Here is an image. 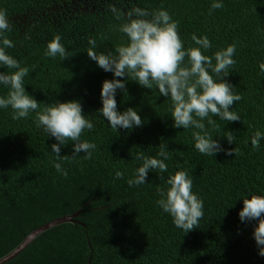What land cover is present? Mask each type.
<instances>
[{"label": "trees", "instance_id": "1", "mask_svg": "<svg viewBox=\"0 0 264 264\" xmlns=\"http://www.w3.org/2000/svg\"><path fill=\"white\" fill-rule=\"evenodd\" d=\"M213 2L0 0L12 24L5 35L16 45L6 53L29 68L25 90L40 103L38 111L55 101H79L94 124L81 140L96 145L90 160L83 158L84 152L75 160H57L51 146L58 141L37 128L35 112L13 120L10 107L0 109V258L39 226L79 212L75 222L45 230L4 264H264L253 237L258 221L241 222L239 217L244 198L264 195V139L258 150L251 145L256 131L264 134V73L259 68L264 63V0H219L223 8L209 15ZM111 7L125 13L124 19L117 20ZM136 7L168 11L179 22L185 49L199 47L192 34L208 37L212 47L202 52L210 57L237 45L236 64L224 80L243 97L229 109L241 119L212 117L219 130L203 121L225 151L199 153L192 136L198 129L174 127L169 97L155 86L147 89L127 77H114L87 55L89 38L95 39L97 54H115L116 47L126 44L128 38L117 29ZM56 35L69 53L67 60L45 56ZM12 71L0 66V73ZM113 79L126 83V91L116 92L118 111L136 110L142 127L114 131L99 114L103 82ZM8 91L0 84V97ZM228 131L235 137L232 144L225 137ZM162 143L167 145L168 171L150 170L146 183L130 187L127 181L142 166L136 155L163 159L157 156ZM60 147L62 157L72 156V141ZM236 148V155L226 154ZM55 163L67 170V178ZM117 171L124 173L123 179H115ZM177 171L188 173L193 193L204 203L199 228L187 234L156 203Z\"/></svg>", "mask_w": 264, "mask_h": 264}, {"label": "clouds", "instance_id": "2", "mask_svg": "<svg viewBox=\"0 0 264 264\" xmlns=\"http://www.w3.org/2000/svg\"><path fill=\"white\" fill-rule=\"evenodd\" d=\"M223 3L214 0L211 4L209 15L214 10L223 8ZM110 10L117 20H122L125 13L115 7ZM126 21L118 26V31L128 38L126 44L115 48V54H97L94 49L96 41L89 38L91 47L87 55L97 63L105 72H112L114 77L125 78L137 82L141 87L152 89L158 88L160 95L169 97L172 107L171 116L175 128L198 129L192 133L195 141V149L207 156H215L225 151L217 140H214L206 130L205 123L214 129L219 130V125L212 117H219L220 120L236 122L240 116L229 109L243 97L234 94L233 85L224 80L228 77L229 69L236 61L233 59L237 45H228L226 49L215 52L214 56L204 55L202 50L211 49L212 44L207 36L198 38L192 34L191 40L199 47L185 49L184 42L179 34V22L174 21L168 11L163 8L149 12L139 7L133 8L126 13ZM135 17V18H134ZM148 17H151L150 19ZM12 31V24L5 9H0V66L12 71L0 73V84L9 88L6 97H0V109H12V119H26L35 112V123L37 128H42L48 136L54 137L57 144H53L52 152L57 160H75L81 152L86 153L84 159L90 160L93 151L96 149L94 143L82 141L83 133L94 129L93 122L83 114L82 105L79 101L59 102L55 101L47 105L42 111H38L40 103L30 96L24 85V78L29 75V68L21 66L6 49L15 48L16 45L5 34ZM28 37L25 36V39ZM45 56L55 59L67 60L69 53L61 43V37L56 35L47 44ZM187 59V64L185 60ZM213 59L215 65H213ZM264 73V63L259 65ZM211 72L215 74L214 79ZM126 91V83L121 79L105 80L102 85L101 100L102 108L99 114L105 118L110 128L131 130L134 127H142L143 121L136 110L128 108L123 113L118 111L116 100L117 90ZM225 137L229 144L234 143L235 137L231 131L226 132ZM264 134L256 131L251 138V145L254 150L260 147V141ZM67 141L74 144L73 154L61 156V145ZM167 145L162 143L159 146L156 157L144 156L143 153L136 155L137 160H142L135 173L134 179L127 181L130 187L146 183L150 170H157L159 173L168 171L165 163L168 157ZM236 155L238 149L226 151L227 155ZM58 173L65 178L68 176L66 169L61 163L53 165ZM177 167H180L177 164ZM124 173L117 171L115 179H123ZM160 179L164 177L161 175ZM166 184L170 187L159 195L157 206L164 213L172 217L176 228L183 230L186 234L199 228V221L204 215L203 200L192 191L193 180L189 178L186 171H177L171 175ZM243 209L239 213L241 222L258 221L253 237L259 248V255L264 257V195H252L251 199L244 198Z\"/></svg>", "mask_w": 264, "mask_h": 264}, {"label": "water", "instance_id": "3", "mask_svg": "<svg viewBox=\"0 0 264 264\" xmlns=\"http://www.w3.org/2000/svg\"><path fill=\"white\" fill-rule=\"evenodd\" d=\"M79 215V212H75L70 215H66L63 217H60L58 219L52 220L50 222H47L38 228L34 229L28 236L24 238V240L16 246L13 250H11L9 253L4 255L0 258V264H4L14 258L17 254H19L33 239H35L40 233L44 232L45 230L56 226L61 223L65 222H75V217Z\"/></svg>", "mask_w": 264, "mask_h": 264}]
</instances>
